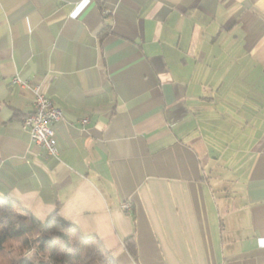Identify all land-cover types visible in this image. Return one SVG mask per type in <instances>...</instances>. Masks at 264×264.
Masks as SVG:
<instances>
[{
    "label": "crops",
    "instance_id": "0c3cea01",
    "mask_svg": "<svg viewBox=\"0 0 264 264\" xmlns=\"http://www.w3.org/2000/svg\"><path fill=\"white\" fill-rule=\"evenodd\" d=\"M0 196L117 264H264V0H0Z\"/></svg>",
    "mask_w": 264,
    "mask_h": 264
},
{
    "label": "trees",
    "instance_id": "16d2710c",
    "mask_svg": "<svg viewBox=\"0 0 264 264\" xmlns=\"http://www.w3.org/2000/svg\"><path fill=\"white\" fill-rule=\"evenodd\" d=\"M130 255L137 250L124 239ZM0 264H117L94 235L54 211L41 221L17 201L0 196Z\"/></svg>",
    "mask_w": 264,
    "mask_h": 264
},
{
    "label": "built area",
    "instance_id": "2783aa9c",
    "mask_svg": "<svg viewBox=\"0 0 264 264\" xmlns=\"http://www.w3.org/2000/svg\"><path fill=\"white\" fill-rule=\"evenodd\" d=\"M12 83L19 88H30L32 90L33 111L21 117V129L29 134L35 145L45 149L48 155L57 158L58 150L52 124L61 119V110L46 95L40 85L36 84L30 87L26 81L21 80L18 76L12 78ZM123 207L128 209L129 203H125Z\"/></svg>",
    "mask_w": 264,
    "mask_h": 264
}]
</instances>
